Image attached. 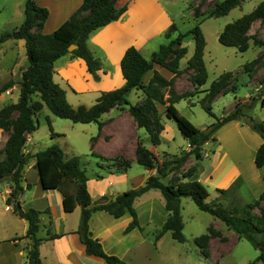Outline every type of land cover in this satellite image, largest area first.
Segmentation results:
<instances>
[{"label":"trees","instance_id":"16d2710c","mask_svg":"<svg viewBox=\"0 0 264 264\" xmlns=\"http://www.w3.org/2000/svg\"><path fill=\"white\" fill-rule=\"evenodd\" d=\"M244 0H215L206 15L202 17H219L227 14L231 9L241 5ZM127 9L126 5L117 6L116 0H82L81 4L66 18L57 28L50 33L42 32V27L48 17L49 10L39 5L36 0H25L24 20L11 31L0 33V46L7 39H24L27 65L21 71L19 84V96L16 102H10L0 108V128L8 133V136L0 149L4 154L0 159V177L10 171L7 182L10 190L5 197V202L12 206V210L19 217L27 221L25 236L31 239V246L27 250L33 264H41L38 245L41 240L36 233L39 228L40 211L33 208H23L19 202V195L24 189L22 185L23 169L31 155L23 151L27 134L33 132L37 126L35 114L45 105L54 115L60 118L70 119L73 122H96L99 132L103 123L100 116L113 107L125 108L133 117L138 127H143L149 135L153 145L159 143L160 133L164 125L160 121L158 106H163L162 113L174 120L181 135L187 139L189 149H182L179 154L167 151L161 153L148 148L141 139H138L134 149L135 162L155 168L156 172L146 177L140 186L129 188L116 194L112 199L99 204H92L91 196L87 190L86 182L89 178L85 170L80 166L78 155L66 157L63 149L58 144H51L34 154L36 167L40 176L41 185L44 188H55L62 195V207L66 212L80 206V219L76 229L81 242L85 246L87 254L104 259L108 264H126L119 257L106 253L100 241L93 237L89 230V218L96 210H105L114 217L129 213L131 221L125 231L138 227L141 229L136 210L133 206L134 199L151 188L159 189L164 206L168 211L167 217L155 232V240L164 232L169 231L171 237L178 241H184L183 219L180 211V198L189 196L197 207L219 218L229 229L233 230L239 238L247 239L259 254L255 261L264 262V190L259 197L247 202L243 207H224L221 203L206 201L208 191L197 179H189L197 170L198 161L202 157V145L208 140H215V131L230 120L239 119L244 115L243 107H251L254 98L248 101H236L234 109L226 115L216 118L214 122L205 128L195 126L188 118L180 114L175 103L182 98L194 95L200 91V87L207 80L203 53L206 40L198 22L186 32H181L172 23L166 31L168 42L159 45L150 59L145 58L133 45L127 47L120 59V73L124 79L123 85L102 91L90 105L79 104L73 106L66 97L65 89L53 80L54 62L60 56L66 54L68 46L74 44L70 51L73 56L82 59L87 71L95 74L101 68V61L94 56L87 45L89 34L98 27L118 19ZM194 16L203 15L204 12L194 9ZM255 20H264V0L258 2L249 12L224 25L218 33V40L226 46L236 47L239 51H245L252 39L255 45L262 47L264 42L255 34H248L249 28ZM177 32L175 36L172 34ZM190 35L194 41V50L186 60V66L181 68L179 60L187 53V47L182 41ZM264 52H260L252 60L244 63V70L252 73L261 66ZM157 63L168 69L173 75L165 77L153 64ZM191 69L190 76L193 85L192 91L177 92L175 79L185 70ZM152 70L148 82L143 83V76ZM235 77L232 71L222 72L209 87L205 88L204 97L200 103L204 110L212 115L210 102L219 94L229 89L235 90ZM264 83V74L260 78ZM13 79H8L0 85V94L14 84ZM133 88L141 89L143 97L131 103L127 95ZM33 95L38 98L33 99ZM264 105V96L261 98ZM251 128L261 136L254 155V165L260 168L264 165V124L262 121L249 118ZM91 138V146L97 136ZM55 133L52 131L51 135ZM92 154L108 161L111 169L124 171L131 165V160L124 157L107 158ZM193 156L195 162L187 169H182L184 162ZM164 157V158H163ZM175 171L180 172V178L164 179ZM186 179V180H180ZM264 181V174H263ZM27 183L25 187H29ZM223 192V189H219ZM218 237L225 240L220 230L211 224L207 232L195 237V242L204 256H209V239Z\"/></svg>","mask_w":264,"mask_h":264},{"label":"rangeland","instance_id":"374dc122","mask_svg":"<svg viewBox=\"0 0 264 264\" xmlns=\"http://www.w3.org/2000/svg\"><path fill=\"white\" fill-rule=\"evenodd\" d=\"M162 1L167 9V15L160 14L159 12L161 10L159 9H152L151 14L146 18V24H151L153 27L167 25L169 28L172 23H175L179 31L186 32L200 22L199 25L206 40L204 63L207 70V80L199 88V92L192 96L182 98L175 103L179 113L188 118L195 126L205 128L214 122L216 118H220L232 111L236 101L240 100L245 102L250 98H254L251 107H243V116L239 119L226 122L215 131L216 140H208L202 146L203 156L198 161L200 166L199 170L202 169V171L197 176L208 191L206 201L210 203L218 202L228 208L234 206L241 208L247 202L257 199L259 194L264 190L262 178L264 165L260 168L254 165L255 150L262 139L251 128L249 123V118L252 117L255 120L262 121L264 124V105L261 104V98L264 96V83H261L260 80L264 74V57L261 66L252 73H249L244 70V63L257 56L260 50L259 46L250 41L248 49L242 52L236 47L226 46L220 43L218 33L226 23L249 12L261 0H244L241 5L234 7L223 16L205 17L204 19L202 17L206 15V11L215 0ZM23 7L24 0H0V33L11 31L14 27L22 23L24 19ZM195 8H198L204 14L195 17L193 13ZM176 33L174 32L172 37ZM251 33L257 35L264 42V20H258L252 27ZM184 39L182 43L188 48L186 56H189L194 50V41L190 35L185 36ZM261 51L264 52V45L261 47ZM186 58L181 61L182 67L186 64ZM24 61L27 63L26 58ZM225 71H232L234 73L235 77L232 82L235 83V90L229 89L225 93L217 95L210 102L213 113L210 115L200 103V100L205 95V91L203 90L209 87L210 83ZM89 74L94 77L92 73ZM191 74L192 70L187 69L176 77L175 88L177 92L193 90V85L190 80ZM86 77L88 75L81 71L79 73L77 71H71L64 79L59 75L54 76L60 86L66 90V97L73 106L79 104L90 106L95 101L97 94L100 92L99 90H106L104 88L112 86L110 79L108 81L102 79L103 86L100 83L96 85L95 78H91L89 83L92 85H88ZM3 78L4 76L0 73V84ZM113 86L109 89L116 88L118 85L115 82ZM32 97L35 99L37 95H33ZM127 98L130 102L135 100L132 94L128 95ZM5 102L7 100H4L3 97L0 98V107ZM158 108L162 115L163 106L159 105ZM117 113L120 112L114 109L110 117H115ZM110 117L103 115L101 120L107 121ZM35 118L37 119L38 126L32 132L34 150L42 149L52 143H57L67 157L71 155L79 156L80 166L85 170L87 176L96 177L98 176L97 174L103 173L102 166H104L105 161L93 155L92 151L106 155L111 152L113 147L111 143L104 139H99L96 145L94 142L92 148L90 147L91 137L96 136L98 133L96 122L81 123L60 118L51 113L46 106L37 111ZM166 122L168 127L162 135L163 138L160 137L161 143L157 145L159 153L167 151L172 154H179L182 149L188 146L187 139L181 135L174 120L167 118ZM52 131L55 133L54 135H51ZM138 133L141 135L145 145L152 144L144 128H139ZM119 156L123 158L121 155H117L116 157ZM191 158L192 160L187 159L184 162V167H188L193 162V156ZM216 158L220 160L217 162L220 163L219 166L217 163L215 164ZM113 171L116 175L124 173L117 172L114 169ZM209 171H211V177L208 176ZM179 173L175 171L165 179L180 178ZM147 175V168L136 163L134 155V161L127 169L126 179H146ZM236 179L237 181L233 186L227 190L224 189V192L217 189V187L227 188ZM4 183H0V186L4 185ZM124 186H131V184H123L122 189L126 188ZM157 191L160 192L159 190ZM161 198L160 203L157 197L154 196L143 198L137 202L135 209L138 210L141 221L145 219L146 214L144 212L147 213L145 210L149 206L154 208L152 214L155 213L156 220L159 219V214H162L163 217L165 209L162 194ZM262 203H264V200ZM180 211L184 224L183 233L185 239L182 242H178L171 238L169 231L164 232L161 235L159 244L160 256L158 259L160 260V264H264L262 261H255V258L259 254L258 248H255L247 239L239 238L219 218L199 209L189 196H182L180 198ZM210 224H217L221 228V233L223 232L230 236V241L222 243L219 247L217 244H212V258L210 255L207 257L204 256L200 247L195 242V237L207 232V227ZM214 238L216 241L221 240L218 237Z\"/></svg>","mask_w":264,"mask_h":264},{"label":"crops","instance_id":"0c3cea01","mask_svg":"<svg viewBox=\"0 0 264 264\" xmlns=\"http://www.w3.org/2000/svg\"><path fill=\"white\" fill-rule=\"evenodd\" d=\"M36 2L41 6L47 7L49 10L48 17L42 27V32L50 33L69 17V15L81 4L82 0H36ZM116 5H126L127 9L118 19L93 30L87 39L89 49L94 56L98 57L101 61V68L95 74H92L94 77H92L89 74L90 72L87 71L84 61L73 56V54L68 51L66 54L57 58L54 62L53 80L55 82H57L54 78L55 75H59L62 79H64L71 71H77L78 73L81 71L82 73H86L88 75V77H86L88 85H92L89 82L91 78H95L94 80L96 85H98V83L102 85V79H105L104 81H108L109 79L112 81V86L104 88L106 90H109L110 87H114L113 85L115 82L118 85L117 87H119L124 83V79L120 75V59L127 47L131 45L135 46L145 58L150 59L152 53L158 49L160 44L168 42L167 40H169V38L165 36L168 29L167 25L153 27L151 24H146V18L149 17L152 9H159L161 10L159 12L160 14H166L167 9L162 0H116ZM257 21L258 20H255L252 23L248 34H253L251 33V30ZM184 40L185 39H183V41ZM250 41L253 43L252 39H250L249 45ZM259 48L260 50L258 54L261 52V47L259 46ZM186 55L179 60L181 68H183L181 66V61L185 60V57H187L186 60L190 57V55ZM25 58L24 39L10 38L1 44L0 73L4 76V78L0 85L8 79H13L15 81L12 86L0 94V98L3 97L4 100H7V102L3 103L2 106L10 102H16L18 99L19 84L17 81L20 79L21 71L27 65L24 61ZM153 69H156L167 78L173 75L172 72L157 63L153 64ZM151 74L152 70H149L144 74L143 83L148 82ZM93 88L97 89L96 87ZM106 90H99V93ZM131 94L135 97V100L131 103H135L143 97L141 89L133 88L128 93V95ZM44 106L45 105H43V107ZM114 109L118 110L120 113H117L115 117H110ZM103 115H106L107 117L109 116L110 118H108L107 121H103L101 120ZM162 115L160 114V121L164 125V129L160 133V137L163 138L162 135L168 126L166 122L167 117L163 113ZM100 121L103 125L100 132L98 129L99 135L96 138L97 140L94 141L95 145L99 139H104L112 144L111 146L113 149L106 155L93 152L107 158L121 155L124 158L131 160L132 164L134 161V149L136 142L138 139L142 140L138 131L139 128L143 127L137 126L135 120L129 114L127 107L111 108L109 111L100 116ZM116 126H118V128H116ZM7 136L8 133L0 128V149L3 147ZM160 137L159 143H161ZM32 138V132L28 133L23 148V151L30 154L31 157L23 169L22 185L24 186V189L19 195V202L23 208L33 207L40 211L39 228L36 235L41 238L38 245L41 264H108L100 257L87 254L79 234L76 233L80 219V206L77 205L70 212L64 211L62 207L61 193L55 188H44L41 185L34 154L45 149L51 144L42 149L34 150ZM206 143L207 141L204 142L203 145ZM158 144H150L146 146L157 153L159 152L157 147ZM90 147L92 148L91 139ZM188 149L189 145L184 148V150ZM205 154L207 155V153ZM3 156L4 154L0 152V159H2ZM188 159L192 160L191 156ZM218 160L219 159L216 158L215 164ZM194 162L195 160H193L192 163ZM108 163V161H105L103 164V173L97 174L98 176L96 177L88 176L89 178L87 179L86 186L91 196L93 205L102 203L107 199H112L116 194L129 188L140 186L145 181V179H126V173L129 167L124 171H120L124 173L116 175L113 173V169L108 166ZM217 165L219 166L220 163H217ZM188 167L182 166V169L185 170ZM199 167L200 166L198 164L197 170L189 179L199 180L197 175L202 171V169L199 170ZM146 168L148 175L156 172L155 168ZM116 171L119 172V170ZM211 171L208 172L209 177H211ZM237 179L227 188L217 187V189L227 190L229 187L233 186ZM166 180L168 179H164V181ZM27 183L30 184L29 187H25ZM125 183L131 184V186H124L126 188L122 189V185H125ZM9 190L10 184L5 181L4 185L0 186V264H33L31 257L27 253V250L31 246V239L25 236L27 221L15 214L11 205L6 204L5 197ZM157 190L159 189L151 188L137 196L133 202L134 208H136L137 202L143 198H148L149 196L157 197V200L160 203L162 199L161 192H158ZM153 209L154 208L152 206H149L148 209L145 210L147 211V213L144 212L146 217L142 221L138 210L135 209L141 229L135 227L129 231H125L126 226L131 221L129 213L126 212L119 217H114L105 210H96L92 212L89 218V230L91 231L92 236L100 241L102 248L106 253L116 255L126 264H160V260L158 258L160 256L159 244L161 236L156 240L154 236L155 232L163 225L168 211L164 206L165 210L163 217L162 214H159V219L156 220L155 213L152 214ZM211 225L215 229L221 231V228H219L217 224ZM222 234L225 236V240L216 241L214 237L209 239L208 251L211 258L213 243L217 244L219 247L222 243L230 241L229 235L223 232ZM235 238L239 239L237 237Z\"/></svg>","mask_w":264,"mask_h":264},{"label":"water","instance_id":"95a60500","mask_svg":"<svg viewBox=\"0 0 264 264\" xmlns=\"http://www.w3.org/2000/svg\"><path fill=\"white\" fill-rule=\"evenodd\" d=\"M74 47L75 45L71 44L68 46V50L71 51ZM9 176H10V171L6 172L5 175L0 177V183L7 181L9 179Z\"/></svg>","mask_w":264,"mask_h":264}]
</instances>
